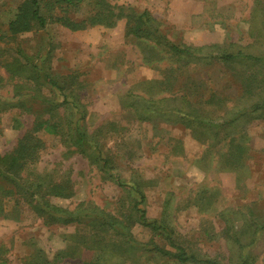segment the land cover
Wrapping results in <instances>:
<instances>
[{
  "label": "rangeland",
  "instance_id": "1",
  "mask_svg": "<svg viewBox=\"0 0 264 264\" xmlns=\"http://www.w3.org/2000/svg\"><path fill=\"white\" fill-rule=\"evenodd\" d=\"M22 1L0 0V34L4 39H16L1 41L4 50L20 45L28 53L37 54L52 74L74 75L86 115L80 123L91 132H101L98 140L111 156L114 171L126 182H138L143 189L146 199L141 206L147 218L165 217L187 250L235 263L240 254L238 244L224 234L226 223L221 217L228 211L239 231L243 252L253 257L254 264H264V229L254 235L250 228L256 218L264 220V114L247 118L237 132L247 148L245 168L234 170L220 155L227 151L226 141L213 145V140L206 138L204 143L198 139L199 131L194 133L169 118V112L167 118L155 114L139 120L134 107L142 97L170 96L166 103L179 105V100L188 96L200 110L224 114L225 103H215L209 97L214 92L221 98L237 95V87L225 73L231 74L239 65L186 67L165 58L149 61L146 57L153 54L150 43L126 35V17L114 25L84 21L99 7L95 0H83L69 9L74 20L83 19L80 28L54 21L44 29L8 37V20ZM47 1L41 2L45 10L49 8ZM104 1L106 8L117 12L121 6L126 13L148 9L157 18L165 39L225 47L232 42L253 41L252 31L256 30L251 29L262 27L264 8V0ZM0 76L4 77L0 95L10 98L23 79H8L9 72L3 66ZM23 90L25 93L27 89ZM39 93L51 95L56 103L62 101L45 87ZM41 102L34 101L33 108L38 110ZM132 102L134 105H130ZM65 117L70 119L71 115L66 112ZM33 118L32 112L20 108L0 112V153L16 145ZM37 134L44 143L38 169L56 180L65 176L72 179L73 190L66 197H52L53 203L118 216L136 240H154L170 249L163 235L137 221L133 208L137 198L132 190L109 180L107 173L76 147L63 142V136L44 130ZM97 224L90 219L46 223L31 206H16L13 200L0 197V264H100L105 257L102 251L111 264H183L131 250L120 235Z\"/></svg>",
  "mask_w": 264,
  "mask_h": 264
},
{
  "label": "trees",
  "instance_id": "2",
  "mask_svg": "<svg viewBox=\"0 0 264 264\" xmlns=\"http://www.w3.org/2000/svg\"><path fill=\"white\" fill-rule=\"evenodd\" d=\"M82 1L48 0L49 8L45 10L42 0H23L12 18L8 20L5 32L9 34L8 37L15 38L24 32L44 29L54 21L61 22L72 29L80 28L84 24L83 19L74 20L69 15V9ZM95 2L100 3L99 7L93 9L94 12L84 21H90L91 24L114 25L118 20L126 17V35L150 43L153 54L146 57L149 61H161L165 58L167 61L177 62L179 66L186 67L197 64L206 66L218 64L227 68L231 66L235 68V64L241 66L236 67L239 69L235 68L231 74L225 73L228 80L238 89L235 97L221 98L215 95L216 92L211 95V98L209 97L215 103H225L224 114L218 115L211 111L200 110L188 96L179 100V105L177 102L174 105L166 103L170 96L142 97L141 103L138 101V104L134 105L132 102L130 105H134L139 120H148L156 116L155 114L164 115L167 118L166 115L170 114L169 118L184 124L194 133L199 131L198 139L204 143L207 141L206 138H211L213 145L226 141L227 151L220 153L226 166L234 170L245 168L244 153L247 147L241 139H238L237 132L239 129L242 130L247 118L261 117L264 114V8L261 9L262 27L258 28L256 25L251 29L256 30V32L252 31L254 40L246 44L232 42L225 47L219 44L176 43L165 39L157 18L148 9L140 12L131 9L126 13L121 6L117 12L115 9L106 8L104 0H95ZM4 38L0 34V50H4L1 41L9 43L16 40ZM38 58L37 54L28 53L20 45L0 51V66L9 72L7 78L23 79L19 84H17L18 81L15 83L17 85L14 95L10 98L2 99L0 95V112L20 108L34 115L31 127L24 131L16 145L11 150L0 153V197L13 200L16 206L21 203L31 206L37 216L50 224L89 221V219L93 222L97 221L98 226L120 235L123 238L122 243L125 242L129 249L139 250L142 254L151 253L154 257L168 258L183 264H254L253 257L242 250L244 245L239 237V231L235 229L233 218L228 211L222 213L221 217L226 223L223 229L224 234L238 244L240 254L235 263L225 262L208 253L200 254L187 250L179 243L174 229L167 223L165 217L160 220L148 219L141 206L146 199L143 189L138 182H126L119 173L114 171L111 156L100 146L98 139L101 132L99 130L91 132L80 123L86 115L80 94L76 91V86L79 87V85L75 84L74 75L52 74ZM2 80L4 77L0 76V88ZM43 87L54 95L57 94L62 101L56 103L51 95L39 93ZM23 88L27 89L25 93ZM37 100L43 103L38 110L33 108L32 104ZM66 112L71 115L70 119L65 117ZM75 116H78L77 119ZM40 130L63 136V142L76 147L90 163L107 173L109 180L116 182L124 189L132 190L137 198L133 204L138 214L137 221L145 227H150L152 231L158 232L159 235H163L170 249L159 245L154 240L146 242L136 240L129 233L128 225L118 216L103 214L104 212L100 214L95 210L88 211L87 208L62 207L53 203L52 197H66L73 190L72 179L65 176L56 180L52 174L38 169L40 151L44 147L42 139L37 134ZM254 222L250 228L255 235L264 229V220L258 221L256 218ZM253 240L254 238L251 241ZM102 253L105 257L102 256L103 261L100 264H111L105 252L102 251Z\"/></svg>",
  "mask_w": 264,
  "mask_h": 264
}]
</instances>
